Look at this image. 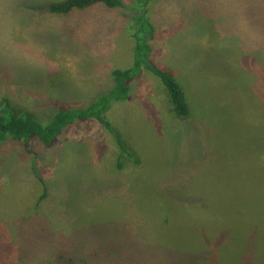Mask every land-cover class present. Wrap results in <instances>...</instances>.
Here are the masks:
<instances>
[{
  "label": "rangeland",
  "instance_id": "rangeland-1",
  "mask_svg": "<svg viewBox=\"0 0 264 264\" xmlns=\"http://www.w3.org/2000/svg\"><path fill=\"white\" fill-rule=\"evenodd\" d=\"M23 1L0 0V100L46 121L129 66L135 0L63 16ZM146 15L190 115L144 71L103 114L130 155L96 119L50 147L2 142L0 264H264V0H151Z\"/></svg>",
  "mask_w": 264,
  "mask_h": 264
},
{
  "label": "trees",
  "instance_id": "trees-1",
  "mask_svg": "<svg viewBox=\"0 0 264 264\" xmlns=\"http://www.w3.org/2000/svg\"><path fill=\"white\" fill-rule=\"evenodd\" d=\"M151 0H135L132 13L128 14L126 28L133 38L131 47V62L126 68H115L111 72L112 86L105 92L98 93L93 101L84 107L58 109L50 114L46 121H40L33 112H23L12 107L8 102L0 100V144L6 140L28 142L37 140L50 147L59 134L75 120L96 119L107 130L115 135L110 122L104 118V112L112 102L127 101L131 97V84L144 71L149 72L163 86L174 115L184 120L190 115L185 91L177 81L176 73L171 67H160L152 59L151 41L154 29L146 15L147 4ZM94 5L107 9L125 8L122 0H25L21 7H25L35 15L63 16L77 10H83ZM23 9V8H22ZM27 10V12H28ZM261 27V26H260ZM235 30V29H234ZM263 32V31H262ZM239 35V33H238ZM264 41V32L261 33ZM240 38V37H238ZM247 36L242 37V39ZM116 142L121 152L130 155L124 144L118 139Z\"/></svg>",
  "mask_w": 264,
  "mask_h": 264
}]
</instances>
